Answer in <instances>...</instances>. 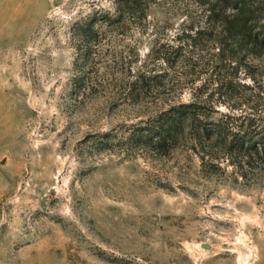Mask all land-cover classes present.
<instances>
[{"label": "rangeland", "instance_id": "obj_1", "mask_svg": "<svg viewBox=\"0 0 264 264\" xmlns=\"http://www.w3.org/2000/svg\"><path fill=\"white\" fill-rule=\"evenodd\" d=\"M118 2L0 0V264H264V161L190 128L160 151L132 140L183 103L264 126V51L214 76L177 49L195 0L105 21ZM154 75L166 86L135 82Z\"/></svg>", "mask_w": 264, "mask_h": 264}, {"label": "trees", "instance_id": "obj_2", "mask_svg": "<svg viewBox=\"0 0 264 264\" xmlns=\"http://www.w3.org/2000/svg\"><path fill=\"white\" fill-rule=\"evenodd\" d=\"M149 1L119 0V17L114 20L108 17L105 21L120 22L127 15L134 19L145 18L147 13L144 7ZM195 1L197 6L205 12V16L198 23L191 24L189 30H184L179 36L180 45H177L179 52L190 51L200 54L201 59L197 60L208 65L217 77H221L225 72L229 74V71L237 75L244 69V63L250 56L259 57L262 54L264 51V0ZM96 22H86L79 28V32L85 35L88 42H93L92 33ZM202 22L207 26L199 27L198 24ZM204 36L207 37L204 38ZM208 42L212 44V48L209 47ZM78 48L80 55L83 56V47ZM205 48L215 49L217 52L214 50L208 53L210 55L208 58L202 55ZM160 78L159 75L141 76L135 82L146 89L166 86L158 82ZM146 82L148 85H144ZM199 109L200 106L197 103H183L163 111L154 119L150 127L136 130L132 140L151 145L160 151L175 147L184 137L186 130L190 128L195 134V140L204 143L203 150L206 148L212 150V143L213 146L221 144L225 147L224 153L227 154V159L231 160V156L233 157L236 153L247 158L240 161L239 164L242 167L243 162L264 161V126H258L254 122L256 119H250L248 125L242 124V127H236L233 120H229L236 118L227 115L228 119H221L213 123L214 127H210L202 119Z\"/></svg>", "mask_w": 264, "mask_h": 264}]
</instances>
